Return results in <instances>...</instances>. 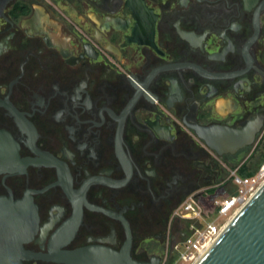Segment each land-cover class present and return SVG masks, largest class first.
<instances>
[{"label":"flooded vegetation","instance_id":"af4514ba","mask_svg":"<svg viewBox=\"0 0 264 264\" xmlns=\"http://www.w3.org/2000/svg\"><path fill=\"white\" fill-rule=\"evenodd\" d=\"M5 12L0 264H106L129 235L133 259L161 257L175 208L264 137V0Z\"/></svg>","mask_w":264,"mask_h":264},{"label":"built area","instance_id":"2783aa9c","mask_svg":"<svg viewBox=\"0 0 264 264\" xmlns=\"http://www.w3.org/2000/svg\"><path fill=\"white\" fill-rule=\"evenodd\" d=\"M241 165L230 168L228 178L194 190L175 208L173 216L181 223V228L177 237L173 234L159 264H193L257 190L264 181V156L251 175L241 174ZM201 193L207 194L206 202ZM185 220L188 221L186 226L182 223Z\"/></svg>","mask_w":264,"mask_h":264},{"label":"water","instance_id":"95a60500","mask_svg":"<svg viewBox=\"0 0 264 264\" xmlns=\"http://www.w3.org/2000/svg\"><path fill=\"white\" fill-rule=\"evenodd\" d=\"M13 0H0V17H7L6 8ZM244 130L238 131L242 140ZM253 130L249 140H253ZM210 144L211 138L205 136ZM9 134L0 129V147ZM222 142L225 136L221 137ZM2 144V145H1ZM131 236L122 250L105 253L106 264H159L160 257L153 255L149 261H138L131 256ZM193 264H264V181L224 228L201 253Z\"/></svg>","mask_w":264,"mask_h":264},{"label":"rangeland","instance_id":"374dc122","mask_svg":"<svg viewBox=\"0 0 264 264\" xmlns=\"http://www.w3.org/2000/svg\"><path fill=\"white\" fill-rule=\"evenodd\" d=\"M264 154V137H260V133L257 137V139L254 141V143L239 153L237 156H229L226 159H224L222 163L221 173L225 174V179L228 178L230 168H233L237 165H241V163H245L248 168H254L258 160L263 156ZM224 179V178H222ZM212 183L205 184L203 187H206ZM219 192H222V189L219 190ZM200 195H204L202 199L206 202V196L207 194L201 193ZM184 223V222H183ZM174 230V235L177 237L178 231L181 228V223H176Z\"/></svg>","mask_w":264,"mask_h":264},{"label":"trees","instance_id":"16d2710c","mask_svg":"<svg viewBox=\"0 0 264 264\" xmlns=\"http://www.w3.org/2000/svg\"><path fill=\"white\" fill-rule=\"evenodd\" d=\"M263 156H264V154H263ZM262 156V157H263ZM262 157L258 160V162L256 163V165H255V167L254 168H248L247 167V165H245V163H243L241 166H240V168H239V172L241 173V174H246V175H251V174H253L256 170H257V168L259 167V165H260V163H261V159H262ZM222 178H224L225 179V174H222L221 173V177L217 180V181H222V180H224V179H222ZM184 222V223H183ZM182 223L186 226L187 224H188V221L187 220H185V221H182Z\"/></svg>","mask_w":264,"mask_h":264}]
</instances>
